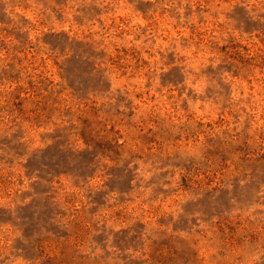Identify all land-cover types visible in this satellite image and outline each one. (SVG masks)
Segmentation results:
<instances>
[{
    "label": "rangeland",
    "instance_id": "374dc122",
    "mask_svg": "<svg viewBox=\"0 0 264 264\" xmlns=\"http://www.w3.org/2000/svg\"><path fill=\"white\" fill-rule=\"evenodd\" d=\"M0 264H264V0H0Z\"/></svg>",
    "mask_w": 264,
    "mask_h": 264
}]
</instances>
